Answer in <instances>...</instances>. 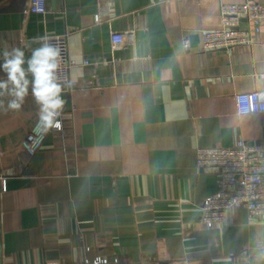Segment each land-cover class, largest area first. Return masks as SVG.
<instances>
[{
    "label": "crops",
    "instance_id": "crops-1",
    "mask_svg": "<svg viewBox=\"0 0 264 264\" xmlns=\"http://www.w3.org/2000/svg\"><path fill=\"white\" fill-rule=\"evenodd\" d=\"M28 1L0 0V51L30 56L70 32L67 131L31 155L32 96L0 110V264H264V218L238 207L224 224L202 222L219 174L196 158L200 146L264 144V112L240 115L235 100L264 90V26L254 45L204 51L220 0H48L26 14ZM112 31L135 41L114 50Z\"/></svg>",
    "mask_w": 264,
    "mask_h": 264
},
{
    "label": "built area",
    "instance_id": "built-area-1",
    "mask_svg": "<svg viewBox=\"0 0 264 264\" xmlns=\"http://www.w3.org/2000/svg\"><path fill=\"white\" fill-rule=\"evenodd\" d=\"M221 26L204 29L202 43L204 51L228 49L241 45H254L255 35L264 26V3L255 0L245 2H225L220 0ZM48 0H29L24 12L45 14ZM99 22L101 15L96 16ZM246 22L244 26L243 23ZM59 47L61 52L58 77L61 84L70 83L73 61L70 55V32L49 35L43 38ZM135 41V31H112L111 44L114 50L126 47ZM186 49L190 40L184 39ZM87 64L88 61H85ZM96 78L97 75H95ZM97 80V79H96ZM237 111L240 115L264 112V90L241 92L235 95ZM62 127L46 134L37 130V122L28 133L23 145L31 155L43 148L45 139L51 133L67 131L63 111L60 116ZM199 168H216L219 174L218 189L201 203V220L208 228L228 221L235 208L245 207L251 218H264V144L250 143L239 138L232 146H200L197 149ZM5 189V179H3ZM90 248H88L89 250ZM82 264H123L121 257H87Z\"/></svg>",
    "mask_w": 264,
    "mask_h": 264
},
{
    "label": "clouds",
    "instance_id": "clouds-1",
    "mask_svg": "<svg viewBox=\"0 0 264 264\" xmlns=\"http://www.w3.org/2000/svg\"><path fill=\"white\" fill-rule=\"evenodd\" d=\"M60 61L59 47L46 39L31 49L30 56L19 47L0 51V71L4 74L0 79V110L17 111L31 95L38 106L37 130L45 134L59 130L65 105L62 93L65 86H71L67 81L62 85L59 80Z\"/></svg>",
    "mask_w": 264,
    "mask_h": 264
}]
</instances>
